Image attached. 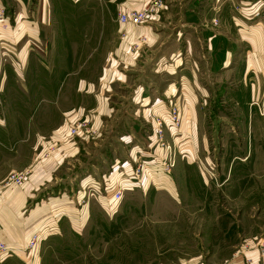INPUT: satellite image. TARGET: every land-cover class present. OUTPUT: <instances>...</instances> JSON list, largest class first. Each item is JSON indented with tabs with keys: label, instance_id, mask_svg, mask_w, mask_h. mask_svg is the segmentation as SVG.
<instances>
[{
	"label": "crops",
	"instance_id": "1",
	"mask_svg": "<svg viewBox=\"0 0 264 264\" xmlns=\"http://www.w3.org/2000/svg\"><path fill=\"white\" fill-rule=\"evenodd\" d=\"M103 1L113 3L112 15L117 21L120 10L139 9L145 0ZM163 1L165 9L153 18V23L135 26L117 21L118 25L113 26L115 41L109 51L111 62L102 76L77 78L74 77L77 72L59 75L50 69L43 76L33 72L36 58L45 56H38L37 48L43 49L40 31L50 0H5V3L0 0V4L12 11L8 27L0 30L2 39L14 49L0 70V240L18 246L43 222H49L48 218L52 219L51 225L41 228L46 227V232L61 227L64 218L70 224L86 220L79 200L82 192L74 197L70 193L74 191V180L66 181L64 176L76 166L96 174L107 159L115 163L111 166L113 171L116 172L118 161L129 171L136 154L141 149L148 152L152 148L158 156L152 160H160L162 150L154 147L156 135L151 114L175 97L173 101L182 113L181 129H190L192 134V139L184 136L175 139L180 143L176 165H193L191 162L197 158L210 159L212 152L199 150H205L207 141L199 137L198 129L200 97L206 89L195 65L198 58L209 65V78L219 72L215 76L226 85L222 92L225 103L231 105L233 112L240 113V119L249 129L242 143L251 144L257 138L264 114H259L252 102L264 95L262 28L236 18L233 0ZM256 6L248 7V15L257 10ZM213 18L218 19L217 25L212 24ZM185 60L193 62L191 70L179 72L177 69ZM7 71L17 77L20 92L13 97L12 113L11 105H6V84L11 76ZM38 77L43 82H38ZM83 118L99 134L71 135L69 128ZM250 156L251 153H244L241 160ZM232 168L227 167L223 175L227 177ZM195 169V175L207 187L201 168ZM158 171L163 181L169 179V174ZM11 172L24 173L20 186L5 183ZM115 172L111 173L115 175ZM86 180L81 176L79 188ZM59 182L63 183L62 188L57 186L50 193L45 192L47 187ZM259 234L247 242L243 239L249 246L246 250L236 247L216 260L206 259L203 251H196L187 263L181 264H244L245 259H250V264H264V257L256 248V241L264 232ZM40 243L34 250V261L40 255Z\"/></svg>",
	"mask_w": 264,
	"mask_h": 264
},
{
	"label": "rangeland",
	"instance_id": "2",
	"mask_svg": "<svg viewBox=\"0 0 264 264\" xmlns=\"http://www.w3.org/2000/svg\"><path fill=\"white\" fill-rule=\"evenodd\" d=\"M1 1L5 3V0ZM245 1L236 3L233 0L236 18L246 20L249 26L257 24L264 31V0ZM251 4L257 5V10L248 15ZM113 7L112 2L103 0H50L40 31L44 50L41 46L37 48L38 56H45L36 58L38 62H35L33 72L43 76L44 72L51 69L59 75L77 72L74 76L77 78L101 77L111 62L109 51L115 41L113 26L118 25V20L112 15ZM0 15L4 18L0 30L6 29L12 20V11L2 3ZM38 15L37 22L40 25ZM212 24L217 25L218 19L213 18ZM5 43L0 31V70L14 51L12 46ZM187 61L177 69L179 72L191 70L193 62ZM195 65L206 88L200 97L198 129L199 137L207 142L205 150H199L212 152L211 158H197L191 162L193 165H176L180 143L175 139L181 136L192 139V134L190 129H181L182 113L173 101L176 97L172 101H165L162 109L152 111L151 115L155 125L154 134L157 127L161 128L163 144L169 145L175 153L174 165L169 167L168 173L163 169L166 165H159V160H152L158 157L154 148L148 152L141 149L130 161L129 171H125L119 161L116 172L113 171L112 165L115 163L111 164L107 159L101 172L96 174L84 172L83 167L76 166L64 176L66 181L68 178L74 180L72 185L75 192L70 191L74 197L82 192L79 200L84 207L81 213L86 220L70 224L64 218L61 227L53 226L56 228L54 231L46 232V227L41 228L51 225L52 219L48 218L49 222H43L22 244L16 246L6 242L15 253L0 264H181L187 263L196 251H203L206 259L211 257L216 260L230 249L249 248L243 239L247 242L264 232V119L261 118L262 125L254 142L242 143L249 129L240 119V113L233 112L231 105L225 103L222 92L226 85L215 76L219 72L212 73L209 78L211 75L207 63L198 58ZM7 74L11 76L6 84V105H11L9 112L12 113L13 97L20 92L17 89V77L12 72L7 71ZM40 81L43 82V79L38 77ZM261 83L264 88V69ZM253 102L258 103L260 110L255 104L253 106L263 115L264 95ZM4 109L7 110L6 107ZM83 119L74 122L72 127ZM86 125L89 133H79L89 137L96 136L97 132L99 134L100 131L92 128L89 121ZM79 133L72 134L70 131L74 136ZM154 138V147L163 149L164 146H158L157 135ZM244 153H251V156L242 161ZM142 165L144 171L141 175ZM230 166L233 167L232 171L226 177L223 175L224 170ZM195 167L201 168L202 175L206 176L207 187L195 175ZM175 169L177 171L174 173ZM158 170L169 174V179L163 181ZM111 172H115L113 180L107 176ZM22 175L24 177V173ZM81 176L87 180L79 188ZM124 181L139 182L131 185ZM109 182L115 187H124L119 203L112 209L103 191ZM57 186L62 188L63 183L53 184L45 192L50 193ZM33 237L37 241L36 245L41 241L40 255L36 256L35 261L34 251L28 247ZM256 242L258 254L264 257V235ZM206 250L209 252L205 253ZM244 261V264L251 263L250 259Z\"/></svg>",
	"mask_w": 264,
	"mask_h": 264
},
{
	"label": "built area",
	"instance_id": "3",
	"mask_svg": "<svg viewBox=\"0 0 264 264\" xmlns=\"http://www.w3.org/2000/svg\"><path fill=\"white\" fill-rule=\"evenodd\" d=\"M163 6H164L163 0H145L139 9L120 10L117 14V20L119 23H122V24L128 23V24L136 25V26L143 25L144 23L151 21L160 12V10L163 9ZM3 21H4V18L2 17V15H0V23H2ZM169 104H172V102ZM252 104H255L256 107H258V109L260 110V107L257 102H253ZM86 123H87L86 119L79 121V123H76L75 126H73L70 129L71 133L72 134H76L79 132L89 133V128L86 125ZM159 124H160V121H158V125ZM161 133H162L161 128L157 127L155 129V134L157 135V138H158L157 143H158V146H162V147L164 146L163 149L161 150L162 152L165 151L163 157L159 160L160 162L158 164L166 165L163 167V169L165 172L168 173L170 171L169 167L174 165L175 153L170 149L169 145L163 144ZM143 171H144V165H142V167L140 168L141 175ZM107 176L108 178L112 179V177H114L115 175L111 173V174H108ZM23 179L24 177L22 173L21 174L12 173L11 175L7 177L6 183L12 182L16 185H21L23 183ZM138 182L139 181H136V182L130 181L126 183L133 185V183H138ZM103 189H104L103 191H105V200L109 208L111 209L115 208L122 197V190L124 189V187L123 186L115 187L111 185L109 182L108 186L107 187L104 186ZM1 196H2V187H0V197ZM36 242L37 241H35V237H33L28 246L30 251L35 250ZM263 251H264V248H263ZM14 253L15 252L13 251V249L6 242L0 240V261L6 259L7 257L11 256ZM198 264H202V263H198Z\"/></svg>",
	"mask_w": 264,
	"mask_h": 264
}]
</instances>
